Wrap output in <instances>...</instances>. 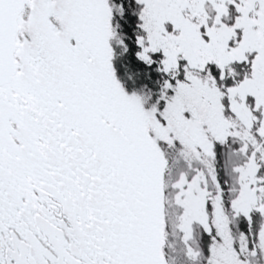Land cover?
<instances>
[{
    "label": "snow or ice",
    "instance_id": "snow-or-ice-1",
    "mask_svg": "<svg viewBox=\"0 0 264 264\" xmlns=\"http://www.w3.org/2000/svg\"><path fill=\"white\" fill-rule=\"evenodd\" d=\"M0 264H264V0H0Z\"/></svg>",
    "mask_w": 264,
    "mask_h": 264
}]
</instances>
